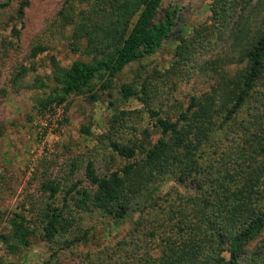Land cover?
Listing matches in <instances>:
<instances>
[{"label": "trees", "instance_id": "16d2710c", "mask_svg": "<svg viewBox=\"0 0 264 264\" xmlns=\"http://www.w3.org/2000/svg\"><path fill=\"white\" fill-rule=\"evenodd\" d=\"M33 1L0 0V12L24 23ZM186 9L163 0L62 1L45 42L63 40L77 58L63 66L52 57L51 74L29 85L50 90L40 110L67 111L72 97L90 104L113 97L119 76L170 40L175 59L121 84L122 100L141 108L114 107L105 138L79 154L63 145L21 192L23 179L0 165V202L23 198L0 234L8 253L40 232L57 256L89 243V219L120 226L138 215L133 232L76 264H264V0H213L209 18L188 36ZM12 35L21 39L17 25ZM47 45H31L30 57ZM27 75L22 65L12 88L22 89ZM196 78L205 89L175 94L179 82ZM157 81L172 83L164 98ZM168 182L177 187L159 195Z\"/></svg>", "mask_w": 264, "mask_h": 264}, {"label": "rangeland", "instance_id": "374dc122", "mask_svg": "<svg viewBox=\"0 0 264 264\" xmlns=\"http://www.w3.org/2000/svg\"><path fill=\"white\" fill-rule=\"evenodd\" d=\"M17 1L13 0L14 6ZM62 1L34 0L24 23L17 24L14 18L10 19L12 11L0 12V88L7 91V95L0 96V124L4 127V137L0 139V165L16 171L20 179H23L20 192L39 164L55 155L63 145H70L71 151L79 154L105 138L107 121L112 116L114 107L119 110L141 108L137 99L122 100L117 92L121 84L146 76L145 70L163 72L169 69L175 59L177 42L170 40L153 57L128 67L119 76L113 97L106 93L101 96V100L93 104L88 103L83 97H72L69 109L61 113L57 120L52 119L47 116V111L40 110L38 105L40 99L49 97L50 90H31L29 85L37 76L46 77L51 74L52 57L58 59L63 66H68L77 58L69 52L63 40L52 39L45 42L46 28L51 25ZM212 1L163 0L165 6L175 3L187 8L186 36L209 18V5ZM16 25L23 34L20 40L12 35ZM37 43L44 45L47 43L50 50L34 60L30 57V46ZM22 65L28 68V75L22 84L23 88L14 90L10 83ZM176 79L174 77L172 81ZM157 84L160 85L158 89L162 98L165 97L164 90L172 89L171 81L164 84L163 81H157ZM177 86L178 91L175 94L181 92L182 95L187 94L192 88L200 91L206 87L204 81L199 78L191 81L185 79ZM111 102L115 103L114 106L110 104ZM60 118H63L62 122L58 121ZM91 122L93 123L91 134H83L82 127L90 126ZM61 124L62 129L58 132ZM24 174L26 175L23 176ZM173 187L177 185L168 182L159 195H165ZM22 202L23 198L19 195L0 202V234L8 230V222L14 213L20 211ZM137 218L138 215H134L132 219L118 226L111 220L93 217L88 221V227L91 229L89 243L77 249L60 251L57 256H53V251L41 239L40 232L31 237L29 247L15 254L8 253L0 241V264H76L86 253L98 252L113 246L126 234L133 232Z\"/></svg>", "mask_w": 264, "mask_h": 264}, {"label": "built area", "instance_id": "2783aa9c", "mask_svg": "<svg viewBox=\"0 0 264 264\" xmlns=\"http://www.w3.org/2000/svg\"><path fill=\"white\" fill-rule=\"evenodd\" d=\"M65 111V107L64 106H56V109L54 111H47V116L51 117L52 119L55 118L57 120L58 117H60L61 113L63 114V112ZM59 122L63 121V118H60L58 120ZM55 124V123H54ZM53 124V125H54ZM59 124V123H58ZM62 129V124L60 125V127L58 128V132Z\"/></svg>", "mask_w": 264, "mask_h": 264}]
</instances>
